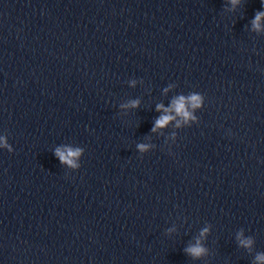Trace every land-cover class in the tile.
Returning <instances> with one entry per match:
<instances>
[{
  "label": "water",
  "instance_id": "obj_1",
  "mask_svg": "<svg viewBox=\"0 0 264 264\" xmlns=\"http://www.w3.org/2000/svg\"><path fill=\"white\" fill-rule=\"evenodd\" d=\"M257 13L261 0H0V264H264ZM192 95L190 118L152 131L158 105Z\"/></svg>",
  "mask_w": 264,
  "mask_h": 264
},
{
  "label": "clouds",
  "instance_id": "obj_2",
  "mask_svg": "<svg viewBox=\"0 0 264 264\" xmlns=\"http://www.w3.org/2000/svg\"><path fill=\"white\" fill-rule=\"evenodd\" d=\"M239 0H232L233 5L237 4ZM262 3H264V0H261ZM264 18V13H257L255 16V19L253 21V27L256 30L260 29V21ZM200 97L197 95H192L185 99V97L180 96L179 98L175 99L172 103L171 108H164L163 105L157 106V111H163L165 115H162L159 119L156 120L155 126L153 127L152 131L155 132L158 128H164L170 121L175 119L172 115H169L168 113L175 111V113L181 117H183L185 120L191 117V113L186 110V104H190L192 108H197L200 106ZM138 101H133L129 105L132 108H135L138 106ZM5 147H8L7 144H4ZM138 149L140 151H146V146L141 144L138 145ZM9 151L11 149L9 148ZM56 156L60 159V161L64 164H67L70 167H77L75 160L78 158L81 154L79 149L73 150L72 148H64L60 149L58 148L56 150ZM207 231V230H205ZM204 235V233H202ZM252 241L251 240H241V245L243 247H251ZM188 254L193 256L194 258H198L201 255L204 254L205 249L199 245V242L195 247H191L187 249ZM258 261H264V256H258Z\"/></svg>",
  "mask_w": 264,
  "mask_h": 264
}]
</instances>
